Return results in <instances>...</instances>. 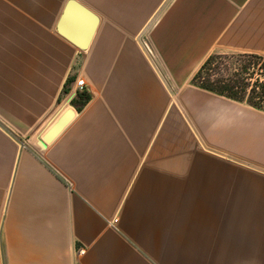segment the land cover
<instances>
[{"label": "crops", "instance_id": "1", "mask_svg": "<svg viewBox=\"0 0 264 264\" xmlns=\"http://www.w3.org/2000/svg\"><path fill=\"white\" fill-rule=\"evenodd\" d=\"M69 1L0 0V264H264V110L191 83L264 57V0H77L87 49Z\"/></svg>", "mask_w": 264, "mask_h": 264}, {"label": "rangeland", "instance_id": "2", "mask_svg": "<svg viewBox=\"0 0 264 264\" xmlns=\"http://www.w3.org/2000/svg\"><path fill=\"white\" fill-rule=\"evenodd\" d=\"M206 61H208L207 66L199 73L201 66L191 81L193 85L200 88H202L203 82L208 81L218 82L222 80L228 82L232 79L244 82H248L250 79L251 83L256 79L264 81L263 56L217 51L212 53ZM63 93L65 92L63 91Z\"/></svg>", "mask_w": 264, "mask_h": 264}, {"label": "water", "instance_id": "3", "mask_svg": "<svg viewBox=\"0 0 264 264\" xmlns=\"http://www.w3.org/2000/svg\"><path fill=\"white\" fill-rule=\"evenodd\" d=\"M73 9L75 15L70 11ZM99 22L98 15L77 0H70L59 24V31L80 49H87ZM84 26H82L83 24ZM76 111L69 108L54 122L45 133L42 145L53 141L72 121Z\"/></svg>", "mask_w": 264, "mask_h": 264}, {"label": "trees", "instance_id": "4", "mask_svg": "<svg viewBox=\"0 0 264 264\" xmlns=\"http://www.w3.org/2000/svg\"><path fill=\"white\" fill-rule=\"evenodd\" d=\"M207 62L203 63L199 73L207 66ZM251 78V77H250ZM225 82V83H223ZM201 87L216 94L237 100L246 101L248 104L264 110V81L256 79L253 83L249 79L248 82L239 80L218 81V82H203ZM67 88H64V92ZM91 94L84 90L80 91L72 100V104L80 111L90 100Z\"/></svg>", "mask_w": 264, "mask_h": 264}, {"label": "built area", "instance_id": "5", "mask_svg": "<svg viewBox=\"0 0 264 264\" xmlns=\"http://www.w3.org/2000/svg\"><path fill=\"white\" fill-rule=\"evenodd\" d=\"M76 84H77L79 91H84L86 89V82L83 78H80V79L78 78L76 80ZM116 220L117 219H115V222H116ZM84 252H85L84 248L79 249L80 254H84Z\"/></svg>", "mask_w": 264, "mask_h": 264}]
</instances>
